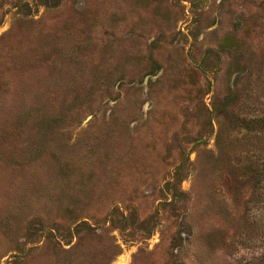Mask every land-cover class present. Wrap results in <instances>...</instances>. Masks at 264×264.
Listing matches in <instances>:
<instances>
[{
	"label": "rangeland",
	"instance_id": "1",
	"mask_svg": "<svg viewBox=\"0 0 264 264\" xmlns=\"http://www.w3.org/2000/svg\"><path fill=\"white\" fill-rule=\"evenodd\" d=\"M264 0H0V264H264Z\"/></svg>",
	"mask_w": 264,
	"mask_h": 264
},
{
	"label": "trees",
	"instance_id": "2",
	"mask_svg": "<svg viewBox=\"0 0 264 264\" xmlns=\"http://www.w3.org/2000/svg\"><path fill=\"white\" fill-rule=\"evenodd\" d=\"M253 123H264V117L263 118H258L257 120H253ZM259 175H263L264 176V165L262 166V168L259 170Z\"/></svg>",
	"mask_w": 264,
	"mask_h": 264
}]
</instances>
